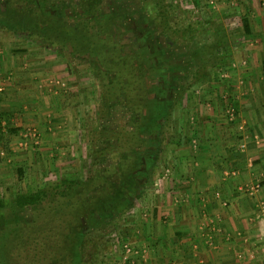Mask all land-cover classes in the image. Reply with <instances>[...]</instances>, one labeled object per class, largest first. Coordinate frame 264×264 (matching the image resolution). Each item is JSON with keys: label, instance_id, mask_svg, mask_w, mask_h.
<instances>
[{"label": "rangeland", "instance_id": "1", "mask_svg": "<svg viewBox=\"0 0 264 264\" xmlns=\"http://www.w3.org/2000/svg\"><path fill=\"white\" fill-rule=\"evenodd\" d=\"M96 1L102 7L96 11L99 17L88 21L90 27L101 25L100 39L112 48L119 46L130 58L139 53L134 59L135 74L148 92L141 112L131 109L124 94L104 102L102 79L92 62L33 39L12 23L24 10L36 8L43 23L52 11L61 14L67 24H75L82 6ZM0 3L4 12L0 60L7 66L1 75L13 76L18 72L15 66L19 76L28 80L25 106L29 110L27 103L43 96L37 99L40 111L35 122L24 114L5 124L0 119V199L7 205L0 212V230L6 222H18L12 225L9 238L19 242L21 236L41 228V235L62 248L59 259L63 264H137L146 254L140 242L150 234L153 220L165 214L163 207L170 186L179 178L176 175L183 176L177 184L186 183L184 175L192 178L200 168V154H204L202 162L215 166L213 160L222 150L214 142L224 136L237 138L238 129H243L228 93L231 72L247 45L243 34L235 30L241 21L216 14L214 0L198 1V5L195 0ZM105 12L109 17L104 18ZM10 62L14 65L7 69ZM161 67L166 68L168 79L166 85L160 82L163 88L158 83L163 76ZM152 68L158 73L150 75ZM107 79L110 83V75ZM169 100L170 110L163 114L160 110ZM116 128L136 135L132 152L120 153L116 139L100 135L101 130ZM208 148L211 160L206 155ZM63 180L84 185L59 197L52 188ZM37 189L49 194L43 205L11 207L16 194ZM60 235L65 237L63 243L54 242Z\"/></svg>", "mask_w": 264, "mask_h": 264}, {"label": "crops", "instance_id": "2", "mask_svg": "<svg viewBox=\"0 0 264 264\" xmlns=\"http://www.w3.org/2000/svg\"><path fill=\"white\" fill-rule=\"evenodd\" d=\"M214 1L216 14L241 21L235 30L247 44L231 72L228 92L244 126L237 138L224 136L214 142L222 150L213 160L215 166L202 162L200 154L196 159L201 165L192 178L184 175L186 183L177 184L183 176L176 175L163 205L165 214L153 220L150 234L140 242L146 254L137 264H264V0ZM13 65L10 62L7 69ZM6 67L0 60V71ZM14 70L19 72L15 66ZM18 72L13 76L0 72L4 124L21 114L35 122L40 111L37 99L43 96L27 103L31 110L25 106L30 86ZM1 132L5 134L4 129Z\"/></svg>", "mask_w": 264, "mask_h": 264}, {"label": "trees", "instance_id": "3", "mask_svg": "<svg viewBox=\"0 0 264 264\" xmlns=\"http://www.w3.org/2000/svg\"><path fill=\"white\" fill-rule=\"evenodd\" d=\"M30 1L33 3L34 0ZM96 2L82 6V14L78 15L79 20L75 24H67L66 21L64 22L60 19L62 16L61 14L56 12L52 13V11L47 12L48 23H43L39 20L41 14L36 8L32 9V12L24 10L23 15H20L19 17L15 16L12 23H16L17 27L33 39H39L44 43H50V45L54 47H62L69 50L71 54L80 55L87 59V61L92 62L94 65L92 66L93 69L98 73L99 77H101L100 79H102L100 84L104 96V102L107 103L109 100L116 99L117 96L124 94L125 97L128 98L127 104L131 109L136 113L141 112L143 106L146 105V102H144L143 99L148 92L142 87L140 78L135 74L138 66L134 63V59L139 53L137 55L135 54V56L133 54L130 58L128 54H124L119 46H114L112 48V46H108L107 43L100 39V35L103 31L102 26L99 25L97 29L96 27L91 28L89 25L90 23L88 22L91 17H99L96 14V11L99 7H102V4H100L101 2ZM195 3L198 5V2ZM0 7H2L1 3ZM105 14L104 18L109 17L107 15L110 13L105 12ZM3 15L4 12H1L0 10V17ZM4 18L10 19V17ZM242 27L243 32L247 34L248 25L245 20L242 23ZM190 31H192L191 28ZM192 33L193 32H191V34ZM138 50L142 56V50ZM165 69L166 68L163 67L160 68V72L163 76L158 81L159 85L160 82L166 85L165 83L168 81V79L164 77L167 72ZM149 72L150 75H152L154 72L158 73V69L152 68ZM109 75L111 78L110 83H106L105 80L108 81L107 77ZM160 87L163 88L162 85H160ZM161 88L160 91H163ZM170 103V100L165 102L164 108L160 110L163 114L170 110ZM13 131L14 130L10 129V132ZM101 131L102 133L100 132V135L104 134V138L109 140L116 139L121 145L120 150H122V152L120 151V153L124 154L125 151L129 153L135 148L136 135L134 133H129L124 128ZM83 185L84 184L81 181L63 180L59 184L54 185L52 191H56V193L59 194V197H64L67 196V194L70 195L73 193L76 187H82ZM48 196L49 194L46 189H37L28 193H19L12 199L11 207L13 209L25 207L35 209L43 205L49 199ZM5 208H7V205L0 199V212H3ZM12 225H18V222H6L4 227L0 230V264H55L56 260H59L56 264H63L61 259H59L63 256V254L60 253L62 248H60V245L58 246V244L53 245L52 240L50 238L48 239L47 236L41 235V228L37 230L32 227L33 232L31 233L30 229V236H21V238H18L19 242H17V238H9L11 233L13 235ZM25 230L28 232V228L25 227ZM58 237L59 240H55L54 242L63 243L62 241H64L65 238L64 235ZM29 239L30 242L28 241ZM20 242L25 245H22ZM82 253L81 256H83ZM51 254H56V257L52 259Z\"/></svg>", "mask_w": 264, "mask_h": 264}, {"label": "built area", "instance_id": "4", "mask_svg": "<svg viewBox=\"0 0 264 264\" xmlns=\"http://www.w3.org/2000/svg\"><path fill=\"white\" fill-rule=\"evenodd\" d=\"M228 112H229L230 117H233L234 116V112H233L232 109L228 110ZM127 251H129V250H127Z\"/></svg>", "mask_w": 264, "mask_h": 264}]
</instances>
